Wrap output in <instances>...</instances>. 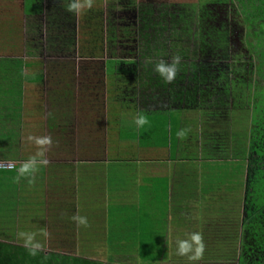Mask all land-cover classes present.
<instances>
[{
  "label": "trees",
  "instance_id": "trees-1",
  "mask_svg": "<svg viewBox=\"0 0 264 264\" xmlns=\"http://www.w3.org/2000/svg\"><path fill=\"white\" fill-rule=\"evenodd\" d=\"M112 1L82 0L78 16L67 11L70 0H24L23 15L17 0H0V9L5 3L19 15L24 48L42 70L53 104L48 133L43 127L35 148L58 157L69 169L64 178L87 175L89 168L68 162L94 151L102 166L99 204L90 196L77 205L75 187L60 179L40 189L44 215L31 199L0 194V264H124L118 259L137 253L140 264H167V246L178 264H264V0H141L119 26ZM182 9L190 18H181ZM12 14L0 19L6 25L0 36L19 32ZM177 56L175 79L165 83L154 65ZM125 115L138 132L123 127ZM140 115L149 122L138 129ZM151 130L168 131L171 149L169 188L156 203L155 194L148 191V200L140 191L131 160L158 152L143 136ZM13 162L0 172L19 170ZM116 177L137 185L125 192ZM15 213H23L28 228L30 221L45 227L50 241L36 255L26 243L4 238ZM144 219L150 225L142 230ZM169 229L171 244L159 239Z\"/></svg>",
  "mask_w": 264,
  "mask_h": 264
},
{
  "label": "crops",
  "instance_id": "crops-1",
  "mask_svg": "<svg viewBox=\"0 0 264 264\" xmlns=\"http://www.w3.org/2000/svg\"><path fill=\"white\" fill-rule=\"evenodd\" d=\"M79 2L81 3L82 0H79ZM112 2V8L115 13L112 18H119L121 15L130 12L131 9L140 10L141 8V0H126L125 5H122L119 0H113ZM1 7L2 9H0V19H7L6 15H11L12 13H7V6L5 3H3ZM22 9L25 10L21 7V10ZM4 13H6V15H4ZM14 17V14H12L11 20H14ZM0 28H2V23H0ZM17 30H19V32L16 31L15 36L21 39L23 35L21 22L20 25L17 24ZM1 39L2 36H0V40ZM3 40L4 38L1 41L3 46L1 49L5 50L6 46L11 48V44L5 45ZM5 57H0V90H3L0 92V160L16 161L20 168L16 172H0V194L8 195V197L17 196L18 198H24L27 201L28 199H31L35 205H43V201L39 199V189H43L42 186H44L45 183L48 185L51 182L57 181L59 183V181L62 180L64 181V184H69L75 187L77 191V205L81 204L83 197L90 198V196L92 197L93 201L99 204L102 176L100 151L98 154V160L95 158L94 151L93 157L84 158L83 155L79 157L78 162H68L70 165H75L77 170H79L81 167L89 168L90 171L87 175L86 172H84L83 175H80L79 172H76L73 173V175L76 176L64 178L63 175L68 174L69 169L63 168V163H61L58 157H50L47 153L45 155L35 148V141L37 137L39 135H44L48 128L46 125V120L53 110V104H51L49 101V97L51 96H49L47 93L49 92L47 91V82L43 78L42 82L40 81V74L42 73V70L35 68L37 66L34 65H36L37 62L31 58L25 60L22 57L16 56L9 59ZM43 75L44 74L42 73V76ZM43 127H45L46 130L43 129ZM93 140L95 141V139ZM87 142L89 143L91 141ZM157 142L159 144H155L154 146H163L166 149L164 155L155 153L149 154L145 157H133L130 154H128L129 156H125L127 158L132 156L131 160H135L136 162L135 169L139 170L137 177V181L139 180V188L141 182L140 175L142 171L147 173L152 169L154 170V167L159 163L165 165H170L171 163L170 156L168 155L171 151L167 152L168 138L164 139L161 137V141L159 139ZM92 147L95 148V146ZM22 167L26 168V171L23 173L20 171ZM152 171H150V173ZM112 178H114V176ZM116 178L119 181L117 188L124 189L125 192L137 185H132L133 181L128 180L127 178ZM111 179L109 180L108 185H110ZM29 184H35L38 186V188L29 187ZM88 184L90 188H88ZM22 187L24 189H22ZM167 187L169 188V183ZM31 193L32 197L30 195ZM95 202H93V204H95ZM105 204L106 208L109 209L110 203L105 200ZM87 221L88 224H84V228H86L88 225H91V222L89 220ZM79 222L80 220H77V223ZM48 226L49 225L47 224V228ZM153 227L154 224L152 228ZM159 239H161L163 242L167 240L168 244H171L172 241H175L174 236L170 233V229L167 237L163 236ZM165 251L168 253V256H166L167 260H170V258L174 257L173 247L167 246ZM159 263L164 264L161 259L159 260ZM176 264H178V259Z\"/></svg>",
  "mask_w": 264,
  "mask_h": 264
},
{
  "label": "rangeland",
  "instance_id": "rangeland-1",
  "mask_svg": "<svg viewBox=\"0 0 264 264\" xmlns=\"http://www.w3.org/2000/svg\"><path fill=\"white\" fill-rule=\"evenodd\" d=\"M5 1H7V3H8V0H5ZM191 1H193V0H191ZM194 1H196V0H194ZM188 2L189 1L187 0V4H188ZM213 3L217 4L216 1H213ZM218 4H220V3H218ZM15 6H16V9L18 10V13H20L21 15H23L26 12V10H21V7L24 8V0H17V3H16ZM7 7H8V5H7ZM11 11L12 10L9 8L7 13H13L14 14V12L13 11L11 12ZM4 15H6V13H4ZM77 15L80 16L81 12H79ZM181 15H182L181 18H183V19L190 18V17H187L185 15L184 10L182 11ZM6 16H7V19H8V14ZM14 21H15V24H19L20 25V17H19V15L14 17ZM0 23H2V29H4L6 25L3 23V21H0ZM22 26H23V23H22ZM251 30L252 29L250 28L249 32L246 35V39H247L246 43H245L246 45H247V43H249V45H250V41L252 40V37L250 35ZM14 31H15V28H14ZM13 34H14V32H13ZM23 34H24V31H23ZM3 38H4L3 42H5V45L11 44V48L9 46H6L5 50L1 49L3 47L2 43H1ZM2 39L0 40V57L10 56V57H5V58H11V57H15V56H21L25 60H28L30 58L28 53H27V51L24 48V46H25L24 45L25 44L24 41L25 40L24 41L22 39L19 40V39H17L14 36L9 37V38H7L5 36H2ZM126 41H127V39L125 40V42ZM135 44L131 45V46H127L128 44L127 45L125 44V46L121 45V47L122 48H132L133 46H135ZM263 53H260V54H263ZM246 58L250 59V56H246ZM263 75H264V73H263ZM259 100H260V102L262 101V104H264V96L263 95L259 94ZM261 107H263V105H261ZM121 120L123 121L122 125H124L123 126L124 128L129 129L131 131L132 130H135L136 132L139 131L136 128H134V123L131 122L132 125L130 123H127V122H130L132 120L127 115L123 116L121 118ZM139 128L140 127H138V129ZM143 128H144V126H143ZM150 129H153L152 126H151ZM141 132H144V130H142ZM143 136L145 138H152L153 139L152 146H154L155 144H159L157 142V140L160 139V141H161V137L164 138V139L168 138V131H165V133H164L162 131L159 132V131L151 130V131H146ZM121 146L124 149L125 147L128 146V144H121ZM169 151H171L170 147H169L167 152H169ZM165 152H166V149L163 146H161V147L158 146V152L156 154L164 155ZM0 161H2V160H0ZM167 168H168L167 164L165 165V164H160L159 163V164H157L154 167V170L151 168L153 170V171L150 170V171H152L151 173H150V171H148L147 173L142 171V173L140 175V180H141V182H140V191L141 190L144 191L143 196L148 198V200H150V195H149L148 191L152 195L155 194V196H154L155 203L163 195V193H164V191L166 189V186L168 185V182H169ZM223 178H221V182L222 183H223ZM231 185H235V184L231 183ZM223 186H224V183H223ZM29 187L38 188V186L35 185V184H31ZM234 194H235V192H234ZM30 195L32 197V193ZM39 197H40V195H39ZM150 202L153 203L154 201H150ZM142 206H143V201H142ZM145 210H147L150 213L149 205L140 210L139 214L142 217L144 216ZM43 211H44V205H43V210L41 211V213H43V215H44L45 212H43ZM22 215H23V213H18V215L17 214L15 215L16 218L12 219L11 222L5 223L4 234H3L5 240H7L8 242L25 244L26 243L27 232H30V231L34 230L35 234L36 235L38 234V235L32 237V240L34 239V241L32 243L33 244H38L39 248H42L41 242H43L45 244L46 243L48 244L50 240L46 236V232H44L45 227L41 226V224H39V223H35L33 221H30V223L32 225V228H28L26 225H30V224L27 223L26 218L24 220L23 217H21ZM33 216H35V215H33ZM146 224L142 221V226L141 225L139 226L140 229L144 230L146 227H148L150 225V220L146 221ZM22 233L25 234V236L22 237L21 236ZM215 236H220V234H214V233L210 234V237L212 239H214ZM4 238L1 237V239H4ZM37 238L39 239V241H38ZM136 250L140 253V245H137V249ZM171 250H172V248H171ZM142 252L146 255V252H145L144 248H143ZM153 255L154 256L156 255L155 251H152V253L148 254L147 256H153ZM139 256L141 257V254L139 255L137 253V255L135 257H132V258H121V259H118V261L120 263H124V264H140L141 258H139ZM173 258L174 257L170 258V260H167L166 263L167 264H171V263L172 264H176L177 259L173 260ZM160 263H161V261H160Z\"/></svg>",
  "mask_w": 264,
  "mask_h": 264
},
{
  "label": "clouds",
  "instance_id": "clouds-1",
  "mask_svg": "<svg viewBox=\"0 0 264 264\" xmlns=\"http://www.w3.org/2000/svg\"><path fill=\"white\" fill-rule=\"evenodd\" d=\"M81 8H82V5L79 2V0H70V2L68 4L67 11L78 14L80 12ZM179 63H180V57H178V56L173 57L172 61L170 63L161 60L154 65V72L165 83H171L175 79L176 73L178 71ZM148 122H149L148 119L144 115L138 116L135 120V124L139 127L145 126L146 124H148ZM180 134L183 135V132H181ZM2 161H4V160H2ZM8 162L14 163L13 161H8ZM20 171H21V173H23L24 171H26V168L22 167L20 169ZM80 222L86 223V221L83 219H81ZM21 236L23 237V236H25V234L22 233ZM26 246L29 247V253L31 255L37 254V251L39 250V245L32 243V237L30 235L26 237ZM181 251H183V248H181Z\"/></svg>",
  "mask_w": 264,
  "mask_h": 264
},
{
  "label": "built area",
  "instance_id": "built-area-1",
  "mask_svg": "<svg viewBox=\"0 0 264 264\" xmlns=\"http://www.w3.org/2000/svg\"><path fill=\"white\" fill-rule=\"evenodd\" d=\"M14 163L8 161H0V169H11L14 168Z\"/></svg>",
  "mask_w": 264,
  "mask_h": 264
},
{
  "label": "flooded vegetation",
  "instance_id": "flooded-vegetation-1",
  "mask_svg": "<svg viewBox=\"0 0 264 264\" xmlns=\"http://www.w3.org/2000/svg\"><path fill=\"white\" fill-rule=\"evenodd\" d=\"M140 6L142 7V4H140ZM126 15H127V13L121 15L119 18H116V19L114 20V24H116L117 26H119V25H122V24L126 23V21H124V18H125V19H129ZM120 18H122L123 21L120 20ZM127 21H128V20H127ZM128 22H129V21H128Z\"/></svg>",
  "mask_w": 264,
  "mask_h": 264
}]
</instances>
